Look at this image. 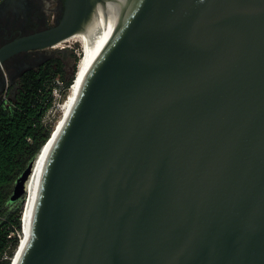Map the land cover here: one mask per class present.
Instances as JSON below:
<instances>
[{
  "label": "water",
  "instance_id": "water-1",
  "mask_svg": "<svg viewBox=\"0 0 264 264\" xmlns=\"http://www.w3.org/2000/svg\"><path fill=\"white\" fill-rule=\"evenodd\" d=\"M81 28L90 70L15 264H264V0H65L3 50Z\"/></svg>",
  "mask_w": 264,
  "mask_h": 264
},
{
  "label": "trees",
  "instance_id": "trees-1",
  "mask_svg": "<svg viewBox=\"0 0 264 264\" xmlns=\"http://www.w3.org/2000/svg\"><path fill=\"white\" fill-rule=\"evenodd\" d=\"M57 75L49 68L27 70L17 97L0 106V264L11 263L20 243L24 202L11 195L16 180L52 132L54 123L43 118ZM63 77L69 87L73 76Z\"/></svg>",
  "mask_w": 264,
  "mask_h": 264
},
{
  "label": "flooded vegetation",
  "instance_id": "flooded-vegetation-1",
  "mask_svg": "<svg viewBox=\"0 0 264 264\" xmlns=\"http://www.w3.org/2000/svg\"><path fill=\"white\" fill-rule=\"evenodd\" d=\"M48 1L24 0V7L10 0L0 2V106L17 97L24 73L31 68H49L63 76L74 74L78 55L73 45L3 50L15 38L47 28L60 19L65 0Z\"/></svg>",
  "mask_w": 264,
  "mask_h": 264
},
{
  "label": "bare ground",
  "instance_id": "bare-ground-1",
  "mask_svg": "<svg viewBox=\"0 0 264 264\" xmlns=\"http://www.w3.org/2000/svg\"><path fill=\"white\" fill-rule=\"evenodd\" d=\"M72 39L75 40H79L81 41L82 44V53L80 55V59L78 61V65H77V69H76V74L74 75V79L72 81V85H70L69 88V93L66 97L65 103L62 107V113L60 115V117L58 118V120L56 121L55 124H58L57 127L55 128V130L52 132V134L50 135V138L48 139V141H46V144L43 146L42 150L40 151V153L38 154L35 164H34V168L32 170V173L27 181V186L26 188L28 189L27 191V196H26V200L25 201V209H24V214H23V235L20 239V243L17 247V251H16V256L15 259L13 261L12 264H15L17 261V258L25 244V241L27 240L28 236L30 235V233L28 231H25L26 228V221H27V216H28V212H29V207H30V203H31V198H32V194L35 188V184H36V179H37V174H38V169L40 167V164L42 162V159L55 135V133L57 132L62 120L64 119L67 111L69 110V108L71 107L72 103L74 102V100L76 99V97L78 96L83 83H84V79L88 73V71L90 70L89 67H86L87 64V58H88V38L86 35V32L83 28L79 29L78 31H76L74 34H72L71 36H69L67 39L63 40L62 42H59L58 44H56L55 46H63L65 44V42L70 41Z\"/></svg>",
  "mask_w": 264,
  "mask_h": 264
},
{
  "label": "built area",
  "instance_id": "built-area-1",
  "mask_svg": "<svg viewBox=\"0 0 264 264\" xmlns=\"http://www.w3.org/2000/svg\"><path fill=\"white\" fill-rule=\"evenodd\" d=\"M2 1L4 0H0V2ZM66 89L67 86L65 80L61 79L60 76H56L54 78V84L51 90V105L46 111L43 118L45 123H52V122L54 123L56 122L57 119L56 117L61 115L62 107L68 95L66 94Z\"/></svg>",
  "mask_w": 264,
  "mask_h": 264
},
{
  "label": "rangeland",
  "instance_id": "rangeland-1",
  "mask_svg": "<svg viewBox=\"0 0 264 264\" xmlns=\"http://www.w3.org/2000/svg\"><path fill=\"white\" fill-rule=\"evenodd\" d=\"M64 45H66V46H68V45H73L74 46V48H75V51H76V53H77V55H78V61H79V59H80V55H81V53H82V44H81V41H79V40H75V39H72V40H70V41H67V42H65V44ZM62 46H56L55 48H61ZM51 49V48H50ZM77 65H78V62H77V64H76V67H75V70L77 69ZM57 76H60L61 77V79H63V80H65L64 79V77H63V75H57ZM73 76H74V74H73ZM66 77H71V74L70 73H68V75L66 76ZM70 87V86H69ZM69 87H67V89H66V94H68L69 93ZM60 117V115L58 116V117H56L55 119H56V121L58 120V118ZM56 122H54V126H53V129H52V132L55 130V128L57 127V125L58 124H55ZM52 134V133H51ZM50 134V135H51ZM27 191H28V189L26 188V193H25V199H26V196H27ZM24 199V206H25V201H27V200H25ZM24 209H25V207H24ZM24 209H23V214H24ZM24 233H23V228H22V235H23ZM22 235H21V237H22Z\"/></svg>",
  "mask_w": 264,
  "mask_h": 264
},
{
  "label": "crops",
  "instance_id": "crops-1",
  "mask_svg": "<svg viewBox=\"0 0 264 264\" xmlns=\"http://www.w3.org/2000/svg\"><path fill=\"white\" fill-rule=\"evenodd\" d=\"M10 2L11 3H14V4H19V5H21V7H24V0H10ZM47 2H49L48 0H47Z\"/></svg>",
  "mask_w": 264,
  "mask_h": 264
}]
</instances>
